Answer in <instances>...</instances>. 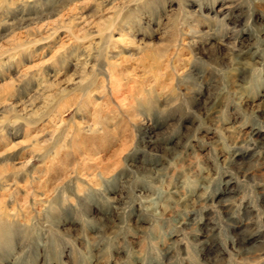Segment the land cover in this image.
<instances>
[{"label": "rangeland", "instance_id": "rangeland-1", "mask_svg": "<svg viewBox=\"0 0 264 264\" xmlns=\"http://www.w3.org/2000/svg\"><path fill=\"white\" fill-rule=\"evenodd\" d=\"M0 264H264V0H0Z\"/></svg>", "mask_w": 264, "mask_h": 264}, {"label": "bare ground", "instance_id": "bare-ground-1", "mask_svg": "<svg viewBox=\"0 0 264 264\" xmlns=\"http://www.w3.org/2000/svg\"><path fill=\"white\" fill-rule=\"evenodd\" d=\"M121 39H122V38H121ZM59 126H60V125H59ZM59 126H55L56 131L59 129V128H58Z\"/></svg>", "mask_w": 264, "mask_h": 264}]
</instances>
